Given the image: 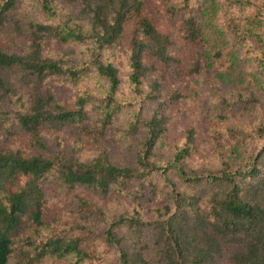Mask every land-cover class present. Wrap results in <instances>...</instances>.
Listing matches in <instances>:
<instances>
[{
  "label": "rangeland",
  "instance_id": "obj_1",
  "mask_svg": "<svg viewBox=\"0 0 264 264\" xmlns=\"http://www.w3.org/2000/svg\"><path fill=\"white\" fill-rule=\"evenodd\" d=\"M175 1L149 0L158 28L171 35L174 60L150 73L140 85L141 92L136 93L135 85L129 82V37L125 36L120 46L104 53V59L112 62L118 70L120 84L116 95L122 104L115 123L107 130L104 144L109 147L107 150L116 163H134L146 139L144 121L157 111L158 117L165 119L166 129L154 145L153 162L164 166L184 147L188 153L181 165L187 170L198 173L222 168L244 170L264 148V0H191L188 9L191 15L199 17L203 13L205 22L212 25L205 29L206 38L201 37L194 44L188 43L179 33L185 9ZM53 5L62 18H78V2L54 0ZM32 20H41L39 4L20 0L7 25L0 29V50L19 55L34 51L28 31ZM89 53L87 43L60 45L44 40L39 48L41 57L53 56L64 61L74 60L78 64L86 62ZM8 76L11 80L18 79L15 71H9ZM156 79L157 84L154 83ZM11 84L15 87L21 83ZM45 86L46 91L49 88L55 100L63 105H71L83 92L93 96L94 103H101L108 90L107 81L98 77L95 71L87 80L73 83L63 77L50 78ZM24 87L22 85V89ZM149 90L159 92V99L147 97ZM11 104L7 97L0 101V149L36 154L29 134L22 132L17 125L6 129L7 123L2 118L12 116ZM91 112L95 117L99 116L96 109ZM48 133L52 139L61 138L68 147L75 146V154L82 161L91 160L99 152L95 144H75L76 127L60 126L49 131L46 128L47 142ZM24 181L18 179L15 185L4 182L3 199ZM243 183L256 184L248 182V178ZM217 187L207 183L187 185L171 172L159 173L145 182L132 181L125 196L113 192L102 196L83 187L68 190L47 181L42 186L44 224L37 225L27 215L23 216L13 236V251L8 264H120L117 246L99 237V233L119 215L140 217L146 223L142 229L148 238H142L134 250L130 241H121L128 256L133 260L138 257L137 264H164L156 252L157 228L153 224L167 219L174 212L169 205L171 195L165 194L181 191L196 195L203 208ZM80 199H85L88 204L81 205ZM92 226L94 234L90 236L92 244L88 247V259L77 262V257L72 254L37 258L33 247L41 244L47 236L76 237ZM113 230L117 236L125 238L134 231L128 226H115ZM241 248L240 243L215 241L209 264H232V255Z\"/></svg>",
  "mask_w": 264,
  "mask_h": 264
},
{
  "label": "trees",
  "instance_id": "obj_2",
  "mask_svg": "<svg viewBox=\"0 0 264 264\" xmlns=\"http://www.w3.org/2000/svg\"><path fill=\"white\" fill-rule=\"evenodd\" d=\"M19 1L0 0V29L7 25ZM32 1L39 4L41 12V20H32L28 25L35 50L27 55L0 50V101L7 97L12 102V116L2 119L7 123L6 129L18 126L29 134L37 152L25 155L20 150L0 149V264H8L13 251V236L24 215L37 225L44 224L42 186L47 181L68 190L83 187L102 196L112 192L125 196L132 181L145 182L167 172L175 173L187 185L207 183L218 187L203 208L196 195L181 191L165 194L171 195L169 205L174 212L167 219L153 224L157 228L156 252L164 264H209L213 258V243L218 240L241 244L242 248L232 255V264H264V148L244 170L222 168L201 173L187 170L181 165L188 153L184 147L170 162L160 166L151 159L154 145L166 129L165 119L158 117L157 111L144 121L146 139L134 163H116L107 150L109 147L104 144L107 130L115 123L122 108L116 95L120 84L118 70L112 62L104 59V53L120 46L125 36L129 37V82L135 85L136 93L142 91L140 85L150 73L174 60L171 35L158 28L149 0H67L79 3L77 19L62 18L53 5L54 0ZM174 3L185 9L183 25L179 27L183 39L194 44L199 38H206L205 29L212 25L205 22L203 13L199 17L191 15L188 10L191 0H176ZM262 30L264 35V27ZM44 40L60 45L87 43L89 57L81 64L53 56L41 57L39 48ZM9 71H15L18 79L11 80ZM94 71L108 83L101 103H94L93 96L83 92L71 105H63L55 100L49 88L46 91L45 83L50 78L63 77L77 83L89 79ZM18 81L21 84L12 87L11 83ZM154 83L157 84L158 80ZM22 85L25 86L23 89ZM159 94L149 90L146 96L158 100ZM87 104L92 106L87 107ZM93 109L97 110L98 117L92 114ZM60 126L76 127L75 144H95L99 147L97 156L82 161L75 154V146L68 147L61 138L52 139L49 133L47 142L46 128L49 131ZM21 178L25 181L3 199V183L7 181L15 185ZM247 178L248 182L256 184L244 185ZM254 186L257 187L252 190ZM83 203L88 204L85 199H80V204ZM98 210L103 217L101 209ZM144 225L146 223L140 217L119 215L99 233V237L117 246L120 264H137L139 258L131 259L121 241H130L134 250L142 238H148L143 233ZM115 226L133 228V234L128 238L117 236L113 230ZM93 230V226L85 228L84 233L76 237L49 235L41 244L34 245L36 256L72 254L77 257V262L84 261L90 257L88 247L92 244Z\"/></svg>",
  "mask_w": 264,
  "mask_h": 264
}]
</instances>
